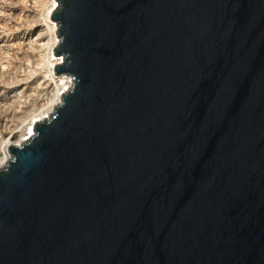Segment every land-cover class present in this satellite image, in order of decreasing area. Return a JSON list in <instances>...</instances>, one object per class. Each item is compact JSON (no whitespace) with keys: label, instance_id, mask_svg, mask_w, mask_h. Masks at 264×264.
Segmentation results:
<instances>
[{"label":"water","instance_id":"water-1","mask_svg":"<svg viewBox=\"0 0 264 264\" xmlns=\"http://www.w3.org/2000/svg\"><path fill=\"white\" fill-rule=\"evenodd\" d=\"M73 80L0 170V264H264V0H56Z\"/></svg>","mask_w":264,"mask_h":264},{"label":"rangeland","instance_id":"rangeland-1","mask_svg":"<svg viewBox=\"0 0 264 264\" xmlns=\"http://www.w3.org/2000/svg\"><path fill=\"white\" fill-rule=\"evenodd\" d=\"M51 4L52 0H0V147L29 123L34 110L27 108V96L39 95L49 80Z\"/></svg>","mask_w":264,"mask_h":264},{"label":"bare ground","instance_id":"bare-ground-1","mask_svg":"<svg viewBox=\"0 0 264 264\" xmlns=\"http://www.w3.org/2000/svg\"><path fill=\"white\" fill-rule=\"evenodd\" d=\"M20 2L29 1L32 4H36L38 0H19ZM58 6L56 0H52L50 9L47 12V19L49 20L50 31L53 35V42L51 46V60L49 63L50 77L48 81H45L42 85V92L38 93L36 97L27 96L25 104L27 108L32 107L34 110L31 115L29 123L25 126L21 132H12L9 137L4 141L0 147V170L4 168L7 163L12 159V155L9 151V146L19 147L24 142L32 138L35 134L33 130L36 122L46 121L51 118L57 106L62 103V95L71 88L73 80L67 74H59L55 76L54 66L56 64L63 63V57H55L53 55V49L59 45L60 39L57 38L56 31L57 25L50 20V15L53 10ZM45 8V7H44ZM11 99V98H10ZM18 99V98H17ZM16 99V100H17ZM19 127V126H18Z\"/></svg>","mask_w":264,"mask_h":264}]
</instances>
